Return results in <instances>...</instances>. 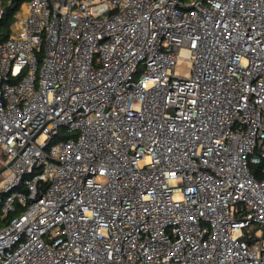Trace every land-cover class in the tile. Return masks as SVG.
Listing matches in <instances>:
<instances>
[{
    "label": "built area",
    "instance_id": "built-area-1",
    "mask_svg": "<svg viewBox=\"0 0 264 264\" xmlns=\"http://www.w3.org/2000/svg\"><path fill=\"white\" fill-rule=\"evenodd\" d=\"M17 16L0 264H264V0H26Z\"/></svg>",
    "mask_w": 264,
    "mask_h": 264
},
{
    "label": "trees",
    "instance_id": "trees-1",
    "mask_svg": "<svg viewBox=\"0 0 264 264\" xmlns=\"http://www.w3.org/2000/svg\"><path fill=\"white\" fill-rule=\"evenodd\" d=\"M26 0H1L3 6V16L0 19V43L7 41L12 33L11 27L16 20V14L22 3ZM263 165L252 166L251 170L257 179L263 178Z\"/></svg>",
    "mask_w": 264,
    "mask_h": 264
},
{
    "label": "rangeland",
    "instance_id": "rangeland-1",
    "mask_svg": "<svg viewBox=\"0 0 264 264\" xmlns=\"http://www.w3.org/2000/svg\"><path fill=\"white\" fill-rule=\"evenodd\" d=\"M18 12L16 14V20L14 24L12 25V28H17L18 27ZM13 33V31H12ZM176 71L181 75L185 76L187 73L191 71V67L189 66V61L187 59H183V61L176 66ZM9 163L7 156L3 155L0 153V169L5 167ZM9 170H6L4 174H8ZM3 175H1L2 178ZM256 228L254 227L253 230Z\"/></svg>",
    "mask_w": 264,
    "mask_h": 264
},
{
    "label": "water",
    "instance_id": "water-1",
    "mask_svg": "<svg viewBox=\"0 0 264 264\" xmlns=\"http://www.w3.org/2000/svg\"><path fill=\"white\" fill-rule=\"evenodd\" d=\"M9 165H10V164H8V165H6L5 167L1 168V169H0V174H2L4 171H6V170L9 168Z\"/></svg>",
    "mask_w": 264,
    "mask_h": 264
}]
</instances>
